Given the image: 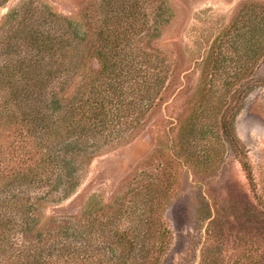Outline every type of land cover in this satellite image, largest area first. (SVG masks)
Listing matches in <instances>:
<instances>
[{"label":"rangeland","instance_id":"rangeland-1","mask_svg":"<svg viewBox=\"0 0 264 264\" xmlns=\"http://www.w3.org/2000/svg\"><path fill=\"white\" fill-rule=\"evenodd\" d=\"M42 11L85 38L81 68L67 83L52 77L42 93L46 100L63 96L64 111L78 103L82 87L102 77L95 57L107 35L131 30L126 47L103 43L117 65L111 75L121 72L117 80L131 97L141 65L150 78L157 66L160 81L149 91L138 132L100 142L70 197L63 199L70 188L57 183L1 193L0 220L19 229L32 208L39 226L29 225L19 252L1 251L0 264L34 254L59 220L85 224L91 237L105 239L97 246L105 255L128 249L114 237L117 224L137 229L129 264H264V0H0V50L21 22L14 44L24 55ZM4 52L1 60L8 59ZM68 63L61 56L46 68L56 75ZM58 137L53 142L65 143ZM15 236L23 238L20 231Z\"/></svg>","mask_w":264,"mask_h":264},{"label":"trees","instance_id":"trees-1","mask_svg":"<svg viewBox=\"0 0 264 264\" xmlns=\"http://www.w3.org/2000/svg\"><path fill=\"white\" fill-rule=\"evenodd\" d=\"M135 19L137 18H132V21ZM60 21L54 15H45L42 11L34 21L38 30L31 35L30 46H27L28 50L24 55H19V50L14 44L17 39L15 29L21 27V22H17L14 35H8L7 49L5 52L0 50L4 52L2 56H8L7 60L0 59L3 61V65H0V197L5 189H8V192H16L19 189L23 193L28 185L52 183L70 188L64 190L63 199L70 197L80 183L78 177L101 148L100 142L103 144L110 138L120 139L125 137L128 131L138 132L141 127L140 118L144 117L152 99L149 91L159 84L161 71L157 66L156 69L153 68L150 78L143 72L141 65L142 68L140 66L137 71L141 83L133 84L138 89H131L136 92V95L131 97L123 83L117 80L121 72L111 75L110 70L117 65L112 64L114 57L106 53L105 50L109 48L103 43L111 39L112 44H115L113 49L126 47L127 42L132 39L131 30L128 29L123 37L107 35L102 41L103 49L98 50L95 57L100 64L99 73L102 77L94 79L91 88L82 87L79 90L77 104L75 100L72 101L73 106L69 105L64 111L66 107L63 96L55 93L46 100L42 93L49 80L52 81L53 77L58 82L67 83L66 77L74 68H81L82 60L86 58L83 46L85 38L75 29L70 30L69 34L65 32L66 26ZM65 25L71 23L67 22ZM134 26L131 22V29L136 31ZM103 35L100 33L101 39ZM60 55L64 63L70 61V55L73 56L77 65L69 62L65 69H59L54 75V67L48 71L46 64L57 62L61 58ZM26 61L29 62L28 66L24 65ZM34 64L36 68L47 71V76L43 77L42 73L34 74ZM43 64L45 67L41 68ZM36 68L34 70H38ZM32 85H35L33 89ZM35 88H38L39 93L34 91ZM51 118L55 120H50ZM46 119L52 124L45 122ZM138 124L139 127L136 128ZM58 136L68 140L64 139L65 143L62 142V145L59 141L53 142L52 137L59 140ZM97 144L99 145L95 149ZM53 150L54 154L51 153ZM59 168L64 169L63 173H58L59 179L46 183L49 175H54ZM32 210L29 209L27 221L19 226V229L12 220H0V252L7 249L9 251L11 248L19 252L16 249L27 245L25 235L29 231V225L33 228L39 226V223L35 222L36 215L30 212ZM53 223L48 231V238L43 237L44 240L38 241L39 247L34 254L26 252L28 256L20 257L17 260L19 264H129L133 260V250L138 239L132 237V233L137 234V229L133 231L129 227L123 230L122 225L117 224L112 230L114 237L120 245H127L128 249L119 253L111 249L110 255H105L97 247L102 246L105 239L101 242L98 236L91 237L88 233L90 231L85 230V224L61 220ZM18 231L22 233V239L14 237ZM164 247V244L160 243L158 253H161Z\"/></svg>","mask_w":264,"mask_h":264}]
</instances>
